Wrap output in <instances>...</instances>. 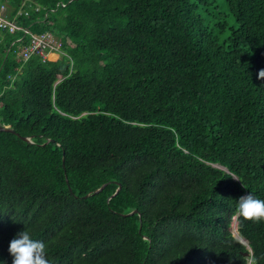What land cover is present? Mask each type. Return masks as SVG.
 <instances>
[{"label":"trees","instance_id":"16d2710c","mask_svg":"<svg viewBox=\"0 0 264 264\" xmlns=\"http://www.w3.org/2000/svg\"><path fill=\"white\" fill-rule=\"evenodd\" d=\"M224 2L0 0V264L25 230L49 264H264L232 219L264 200V0Z\"/></svg>","mask_w":264,"mask_h":264},{"label":"clouds","instance_id":"9594fccd","mask_svg":"<svg viewBox=\"0 0 264 264\" xmlns=\"http://www.w3.org/2000/svg\"><path fill=\"white\" fill-rule=\"evenodd\" d=\"M259 77L264 79V70L259 72ZM232 178L239 180L234 176ZM236 218L264 221V200L256 198L252 193L240 197L232 219ZM9 252L13 256V264H49L44 242L33 240L27 230L18 233V238L10 242Z\"/></svg>","mask_w":264,"mask_h":264},{"label":"built area","instance_id":"2783aa9c","mask_svg":"<svg viewBox=\"0 0 264 264\" xmlns=\"http://www.w3.org/2000/svg\"><path fill=\"white\" fill-rule=\"evenodd\" d=\"M6 6L2 5L0 10V28L10 32H16L18 29H23L17 20L8 17L5 14ZM30 35L29 42L20 50V56L24 59L30 58L34 54H40L44 58L48 56L52 49L57 48L56 38L52 33H34L29 29H24Z\"/></svg>","mask_w":264,"mask_h":264},{"label":"water","instance_id":"95a60500","mask_svg":"<svg viewBox=\"0 0 264 264\" xmlns=\"http://www.w3.org/2000/svg\"><path fill=\"white\" fill-rule=\"evenodd\" d=\"M0 130H6V131L16 132V131L11 127V125H5V124H0ZM16 133L19 134L18 132H16ZM23 138L26 139V140H30V139H31V138L28 137V136H23ZM106 185H107V183L103 184L101 187L97 188V189L94 191V193H99V192H101V191L105 188ZM121 188H122V185L120 184L119 187H118V189L116 190V192H115L112 196L118 194V192L120 191ZM90 195H91V193H88V194L86 195V197H88V196H90ZM136 212H138L137 209H135V210L129 212L128 214H134V213H136ZM140 215H141V214H140ZM145 237H146V236H145ZM242 241H243V242H246L244 239H243ZM250 254H251V252H246V253H245L246 256H249Z\"/></svg>","mask_w":264,"mask_h":264},{"label":"rangeland","instance_id":"374dc122","mask_svg":"<svg viewBox=\"0 0 264 264\" xmlns=\"http://www.w3.org/2000/svg\"><path fill=\"white\" fill-rule=\"evenodd\" d=\"M219 5L221 6L222 11L228 12V7L226 6L224 0H219ZM228 18L232 24H236L233 17L228 16ZM233 231L235 232V234H237L236 225L234 226Z\"/></svg>","mask_w":264,"mask_h":264},{"label":"bare ground","instance_id":"6f19581e","mask_svg":"<svg viewBox=\"0 0 264 264\" xmlns=\"http://www.w3.org/2000/svg\"><path fill=\"white\" fill-rule=\"evenodd\" d=\"M237 235H238V232H237ZM249 264H252V261H250Z\"/></svg>","mask_w":264,"mask_h":264}]
</instances>
